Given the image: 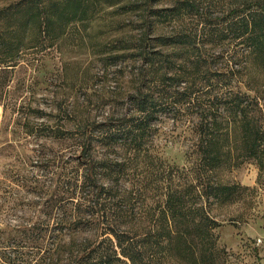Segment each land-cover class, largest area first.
I'll list each match as a JSON object with an SVG mask.
<instances>
[{
  "label": "trees",
  "instance_id": "trees-1",
  "mask_svg": "<svg viewBox=\"0 0 264 264\" xmlns=\"http://www.w3.org/2000/svg\"><path fill=\"white\" fill-rule=\"evenodd\" d=\"M154 1L19 0L0 6V73L18 66L26 49L46 39L61 44L71 28L87 30L111 8L138 14L141 22L122 27L104 51L142 62L129 111L81 121L73 135L45 123L58 139L79 138L80 150L74 163L60 159L45 220L18 235L0 229V264H224L215 232L222 223L211 205L236 201L240 185L210 178L245 162L264 168V0H228L220 19L204 0ZM215 40L234 41L239 49L212 69L202 49ZM253 65L263 74L256 77ZM169 112L193 117L192 171L166 163L146 145L153 121ZM96 147L103 156L97 157ZM120 148L123 158L114 154ZM143 151L157 158L162 174L153 183L146 163L144 178L151 182L127 187L122 178Z\"/></svg>",
  "mask_w": 264,
  "mask_h": 264
},
{
  "label": "rangeland",
  "instance_id": "rangeland-1",
  "mask_svg": "<svg viewBox=\"0 0 264 264\" xmlns=\"http://www.w3.org/2000/svg\"><path fill=\"white\" fill-rule=\"evenodd\" d=\"M17 1L0 0V6ZM161 1L160 6L171 3ZM158 3L154 1L155 6ZM204 3L216 19L228 6V0ZM113 9L116 8L103 12L87 30L71 28L61 44L46 39L26 49L18 66L0 73V229H11V235H18L23 227L48 217L49 199L56 197L60 159L64 156L74 163L71 158L80 150L79 138L58 139L48 134L50 129L45 123L54 129H68L69 135H73L81 121L106 120L132 109L129 96L138 91L142 62L111 58L104 49L116 40L122 27L141 20L138 14L123 13V8ZM107 26L118 29L109 31ZM168 29L160 26L159 31ZM235 44L215 40L202 49L212 69L230 61L239 49ZM253 69L256 77L263 74L258 66L253 65ZM260 83L264 88V81ZM192 123L191 116L159 114L152 124L155 132L146 145L166 163L192 171L190 166L196 159L192 153L196 140ZM103 153L102 148H95L97 157ZM114 154L123 158L126 151L120 148ZM155 159L145 157L143 151L127 169L122 183L127 187H131L130 183L148 184L149 180L144 178L149 172L146 163H150L151 172L154 170L151 181L158 183L162 168ZM131 170L133 174L128 175ZM212 179L240 185L236 201L211 205V214L222 223L215 232L224 264H264V168L245 162L219 170L212 174Z\"/></svg>",
  "mask_w": 264,
  "mask_h": 264
}]
</instances>
